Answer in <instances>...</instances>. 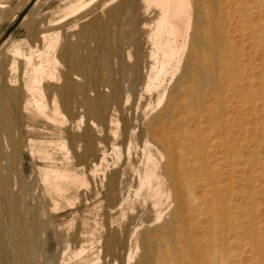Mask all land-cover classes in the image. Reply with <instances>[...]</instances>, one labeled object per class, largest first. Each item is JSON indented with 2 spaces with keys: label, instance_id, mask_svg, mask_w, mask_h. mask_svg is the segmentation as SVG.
I'll use <instances>...</instances> for the list:
<instances>
[{
  "label": "bare ground",
  "instance_id": "6f19581e",
  "mask_svg": "<svg viewBox=\"0 0 264 264\" xmlns=\"http://www.w3.org/2000/svg\"><path fill=\"white\" fill-rule=\"evenodd\" d=\"M84 2L96 3L102 8L100 12L103 11L96 25L88 28L104 39L117 40L106 50L99 73L95 61L94 64L81 61L76 53L79 49L73 38L86 33L85 27L78 30V18L64 23L59 31L54 27L56 32L50 36L47 35L51 29L47 35L40 33L45 41L43 48L31 47L26 53L20 46L15 47L9 65L12 75L7 84L15 88L10 99L15 102L19 116H23L22 112L33 113L55 126L59 120L65 123L63 113H69L67 126L76 132V139L70 145L63 135L55 142L57 150L62 152L60 159L49 148V145L54 147L50 137V141L45 139L39 144L29 136L27 150L42 161V165H36L40 187L34 192L25 182L4 174L9 170L1 160L12 155L17 161L20 152L23 153V140L17 135L19 127L13 111L2 103L0 94V170L4 175H0V192L9 203L7 227L0 218V239L7 231L6 242L13 248V264L21 260L37 264L30 243L34 232L43 230L46 220L53 223L60 211L73 203L69 200L73 190L77 196L88 187L80 156L88 152L96 156L97 145L90 146L85 140L90 135L78 133L82 122L93 119L104 122L109 106L119 107L130 100L138 84H143L150 95L155 93L157 108L152 111L154 114L149 113L150 118L147 108L152 104L146 107L148 102L142 109L147 129L142 157L139 156V163L129 160L130 172L134 171L132 174L138 177L136 187L131 189L134 199L125 200L121 195L117 203H100L102 217L92 220L95 226L86 218L80 219L82 225L69 224L59 264H247L248 248L254 251L253 263L264 264V240L259 238L256 206L252 210L249 207L255 204L254 190H248L245 180L249 164L247 135L255 127H249L246 115L250 114L255 122L264 111V0H80L70 4L73 12L84 6ZM125 7L128 19L123 21ZM64 17L68 16L63 14ZM124 27L129 36L120 39ZM16 57L24 60L22 85L18 82ZM123 64L131 66L127 86L119 79ZM169 76L173 82L167 86ZM75 102L80 103L85 115L74 113ZM110 121L117 122L118 118L112 117ZM76 141L79 142L75 144ZM127 151L130 158L129 147ZM106 158L104 150L90 171L101 170ZM112 176L102 177L100 182L112 184L115 182ZM27 190L33 192L31 208L48 218L38 219L36 225H28L20 213L19 202L27 200ZM60 199L67 204L60 203ZM121 228L128 241L126 254L121 250L127 242L119 233Z\"/></svg>",
  "mask_w": 264,
  "mask_h": 264
},
{
  "label": "rangeland",
  "instance_id": "374dc122",
  "mask_svg": "<svg viewBox=\"0 0 264 264\" xmlns=\"http://www.w3.org/2000/svg\"><path fill=\"white\" fill-rule=\"evenodd\" d=\"M61 1L64 4H62ZM72 1H74V2L72 3ZM72 1L71 2L69 1V3H68L67 0H0V94L3 95V99H4V102L2 101V103H4V105H7L8 108L9 109L11 108V110L13 111V115L16 117L17 125L19 127L18 128L19 133L17 132L18 133L17 135H20L19 137L21 138V140H23L22 141V148H21V151H23V153L20 152V155L18 156L17 161H14L12 158V155H11L10 157L6 156L5 158H3L1 161L2 162L4 161V162L3 163L0 162V163L2 165L5 163L7 165L6 166L7 168H5V169L9 170L7 172L5 170L4 174L8 173L7 175L8 176L12 175L11 178L13 177L16 181L18 179H20L22 182H25V185L30 186L31 190L35 189V190H33V192L36 191L40 187V185H39L40 180H39V177H38V174L36 171V169H37L36 165H42V161L40 159L38 161L37 156L34 154L30 155V151L27 150V149H30V148H28V144H27L28 143L27 139L30 138L29 136L33 137L34 140L37 139L36 142L39 144H41L40 142H42L45 139H46L45 140L46 142L48 140L50 141V138H51V140H53V141L50 144H53L55 148L51 145H49V148L51 147L50 150L52 151V149H53V151H52L53 154L58 155L57 157H59V159H60L62 157L61 156L62 152L60 153V151L57 150L58 148L56 147L55 142L61 140L62 135H63L65 137V139L67 140V143L69 142V145H70L71 144L70 141L76 139V132H71L68 128L69 126H67L68 125L67 121L71 117V115L69 113H68V115H67V113L66 114L63 113V119L65 118V123H67V124L59 122L60 120L56 121L55 126L53 125V123H51L52 126L55 128L54 129L50 125V122L49 123L47 122V119L42 120L43 117L37 116L39 118L38 119L36 117V115H34L33 113L32 114H27V113L23 114V112H22L23 116H19V114L16 112L17 111L16 104L12 99H10L13 97V95L15 93V90L12 91L15 88L13 86H9L7 84V79H10V76L12 75L11 71L9 69V65H10L12 58H14V55H12L14 53V48L17 46L18 47L20 46V48L23 51H25L26 53L30 51L31 47L43 48L45 41H44V38L42 36H40V33L47 35L51 31V33L47 35V36H50L52 34V32L54 33L56 31H59L61 29V26L64 23H67L70 21L72 22V21H74V19L76 20L78 18L77 21H80V24L78 25V30L85 27L86 33L84 34L85 37L77 35L73 38L74 39L73 41H75L74 43L78 46V49H79L76 53L78 54V56H80L81 61H86V62H91V63H93L95 61L94 63H96V64L93 63L94 65H96L95 70L97 73H99L97 70L99 68H101V63H102L103 56L105 55L106 50L108 49V47H110L112 45V42L114 44H116V41H117L115 39H112L113 41L108 40V39H104V38H102L100 33L96 35L95 32H93L90 28H88L89 26L96 25L97 17H100L103 15V11L100 12L102 10L101 6H99L93 2H91L93 4L87 3L88 4L87 5L84 2L85 3L84 6H82L81 8L76 10L78 12L77 13V12H73L75 10H72L73 8L71 9L70 4L71 3L76 4L80 0H76V1L72 0ZM59 2H61V3H59ZM94 2H96V1H94ZM62 5H63V7H61ZM68 6H70V7H68ZM60 7L62 8V13L60 12L61 11V9H59ZM66 7L70 8V10H72L73 15L71 14V11L69 9H67ZM82 8H84V9H82ZM81 9H82V11H81ZM99 9H101V10H99ZM78 10H80V11H78ZM96 11H98V12H96ZM89 12H91V13H89ZM126 12H127V7H125L123 9V12H122L121 18L123 19V21H126L128 19V15ZM67 13H68V15H67ZM63 14H64V16H65V14H66V16H68V17H66L67 19L65 17H64L65 19L62 18ZM69 14H71L70 17H69ZM86 16H88V18ZM59 17L61 18L60 20L63 19L64 21L60 22ZM81 17H83V18H81ZM85 18H86V20H84ZM122 19H120V20H122ZM52 21H55V22H52ZM47 22L49 23L48 25H47ZM232 22H233V20H232ZM53 23H57L58 25L53 24ZM51 24H53V25H51ZM56 26H57V28H56ZM48 27H50V28H48ZM123 32H124L123 36H119V38L120 39L128 38L127 36H129V34L126 32L125 27L123 28ZM78 37H80V38H78ZM39 39H40V41H39ZM82 40H84V41H82ZM120 42H121V40L119 41V43ZM82 51H84V52H82ZM81 53L83 55H81ZM94 56H95V58H93ZM16 59L20 62V63L19 62L17 63V65H18L17 75H18V82H20L19 85H22V83L24 82V78H23V72H24V66H25L24 60L20 59V57H16ZM95 59L98 61H96ZM122 67L124 68V71H123V74L120 75L119 79L121 78V80L124 81L123 83H125V86H127V84L129 83L128 78L131 75L130 74V71H131L130 67L131 66H129V64L128 65L123 64ZM172 80H171V77H170V82H169V78L166 79V85L170 86L171 83L173 82ZM168 82H169V85H168ZM101 88H103V90H105L106 87L101 86ZM143 88H144L143 84L137 85L135 93L133 94L134 96H132L131 99L128 100L127 102L123 103V104H125L124 105L125 107H123V104H121V106H119V107L116 104H111L109 106L107 112H106L107 116H106V119L104 122L100 121V120L97 121L96 119H93L92 121L90 120V122H88L87 120L82 122L83 123L82 124L83 126H81L82 129H80L79 130L80 132L78 131V133H86V134L90 135V138L86 137L85 140L90 144V146L91 145H94V146L97 145L96 146L97 147V153H96V156H93L91 154V152L90 153L88 152L86 155L80 156L82 166H84V169L86 171V177L88 178V181H89L88 185H87L88 187L86 189L84 188L81 191V194L77 195L78 197L76 196L74 190L71 192L69 200H71V202L73 201V203L69 204L68 206H66V208L64 210L60 211L59 215L57 216L59 218H57L53 223H51L49 220H46V219H48L47 217H44L41 215L42 217H44V218H42L39 214V211H37L35 208H31L32 206L34 207V204H33L34 201L32 200L33 198H32V194H31V193H33L32 191L27 190L28 194L30 193L29 195L25 194V196H27L26 197L27 200L24 199V200L19 202L20 213L26 219V223L28 225H36V222L39 221L38 219L46 220V227H44L43 230L37 231L36 233L34 232V234H36V235H34V234H33V236L31 235L32 240L30 243H31L32 248L28 245V248H31V249L36 251V252L34 251V253L37 255V258L35 260V262L37 264H39V263L40 264H53V263L59 264V261L62 259L61 258L62 252H64L63 247L65 246V241L63 239L66 238V232H67L68 227L70 226L69 224L77 223L79 225H82L83 221H81V220L86 218V220L88 221V223H90L91 226H95V222H93V221L94 220L96 221V219H100L102 217V210H101V206H100L102 204V202L104 205L111 203V202L117 203L118 200L121 198L120 197L121 195H122V197H124L125 200L127 199V200L131 201V199H134V195H133V192L131 191V189L136 187V185L138 183V177L136 174H132L134 171L130 172V169L128 168V164L130 162L129 160H135L136 162H138V161H140V158L142 157L141 156V148L144 147L143 143L145 144L144 141L147 137V129H146V126L144 125L145 117L143 116V110L142 109H145L144 106H146L148 104V102H149V104L146 107H150V104H152L151 107L155 106V108H151V107L147 108V110H149L147 116L150 118L152 116V114H154L153 112L156 111L155 109L157 108V106L155 104V101L157 100L155 93L152 92V95H150L151 92L147 91L145 88L143 90ZM141 90H143V91H141ZM146 92H148V93H146ZM139 94H140V96L138 97ZM17 95L20 96L21 94L18 93ZM149 96H150V99H149ZM72 97H76V95H72ZM138 98H140V100H138ZM138 102H139V105L137 104ZM74 104H75L74 113L76 115H79V114L85 115L83 107L82 108L80 107V103L75 102ZM136 105L139 106V109ZM135 107L137 108V110H135L136 109ZM0 108H1V106H0ZM141 110H142V113H141ZM119 111H121L122 113ZM135 111H137V112L135 113ZM115 113H116V115H115ZM149 113H152V114H149ZM25 114L28 116H26ZM17 116H19V118ZM64 116H66V117H64ZM112 117L118 118L119 123H118V121L117 122L116 121H114V122L110 121L109 122V120H111ZM246 117H248L247 119H249L248 120L249 121L248 122L249 127L252 128V126L253 127L255 126L253 128V130H255V132L252 130L253 133L250 132L247 135V139H248L247 143H248L249 147H247L246 156L248 157V160H249L248 163L249 164L246 166V169H247L246 173L247 174L245 173L246 174L245 180L247 178L246 181L248 184V187H247L248 190H254L253 195L255 197V204L256 205L251 202L253 205L250 206V204H249V207L252 210V207L256 206V208H255L256 209V212H255L256 218L260 223L259 227H258L259 228V238L264 240V111H262V116H261L262 118H260L259 121L256 120L255 122H252V120L250 118L251 117L250 114H249V116L246 115ZM35 118H37V119H35ZM86 118L87 117H85V119ZM0 119H1V115H0ZM134 119H136L135 120L136 122L134 121ZM112 123H114V124H112ZM33 124H35V125L32 126ZM44 124H45V126H44ZM57 124L59 126H62V127L59 128V126H57ZM63 124L65 126H63ZM117 124H119L120 126H115ZM24 125H26V126H24ZM143 125H144V127H143ZM99 126H100V128L98 130ZM28 127L32 128V129L30 128L31 131H29L30 129H27ZM117 127L120 130H118ZM39 128L41 131L39 130ZM57 128H59V130ZM123 128H125V129H123ZM114 129H117L116 133L113 132ZM131 129H132V131H130ZM68 130L71 132L69 135H68V133H69ZM133 130H135V131H133ZM50 132H53V133H50ZM60 133H61V135H60ZM113 133H114L115 137L113 136ZM24 136H25V138H24ZM48 137H50V138H48ZM59 137H60V139H59ZM133 137H134V139H133ZM39 140H41V141H39ZM98 140H99V142H98ZM129 140L130 141L132 140V142H131L132 146L128 144V142L130 143ZM78 142L79 141H76L75 144H77ZM136 142H137V144H136ZM39 144L37 146H39ZM134 144L136 146H133ZM114 145H116L119 149L115 148ZM94 146H92V147H94ZM128 147L130 148V151H131V157L130 158L128 157V153H127ZM104 150H106V152H107V158H106L107 162L105 163V160L103 161V164L100 166L101 170H99L95 173L91 172L94 169V162H95L94 160L97 157L96 162L97 161L99 162L100 161L99 159L102 156V153ZM110 150H112V152ZM113 150L115 152H113ZM118 151H119V155H117ZM108 152H111V153H108ZM32 155L34 156V159H33ZM117 156H122V157H117ZM139 156H140V158H139ZM21 157L22 158L24 157V158L22 159ZM117 158H119V160ZM120 158H121V160H120ZM126 159L128 160V162ZM7 161L8 162L10 161L11 163L10 162L8 163ZM108 161H111V163ZM86 162H87V164H86ZM116 162L118 163V165H116V168H115L114 165L117 164ZM33 163H34V165H33ZM108 163H110V164H108ZM111 164L113 166H111ZM106 165H107L108 169H107V167L105 169ZM121 167L124 171L121 169ZM124 168H126V169H124ZM102 170H104V171H102ZM119 170H120V172H119ZM1 171L2 170H0V175L4 177V175L2 174L3 172H1ZM118 174H119V176H118ZM112 175L115 178L114 183L107 184V182H105L102 184V182H100L102 177L108 178ZM93 178L95 181L93 180ZM99 178H100V180H99ZM99 182H100L101 186L103 185L102 190H101V186L99 185ZM37 186H38V188H36ZM13 187L14 186H11L12 189H13ZM32 187H35V188H32ZM16 188L18 189V187L15 186L14 189H16ZM98 191L100 193V196H99ZM115 191H116V193H114ZM120 192H121V194H120ZM126 192H127V194H126ZM72 194H74V196H76V200H74V197ZM3 195H4V193L0 192V218H1V221L3 223V226L7 227V224H8V218H7L8 213L7 212L9 211V203H7L6 196H3ZM31 200L33 201V203ZM30 201H31V203H30ZM74 201H75V203H74ZM60 203L63 204L66 202H65V200L62 199L60 201ZM20 205H21V207H20ZM26 205L27 206L30 205V208L33 211L29 207H27ZM24 206L26 207V210H25ZM27 208H28V210H27ZM98 208H100V209L98 210ZM255 209H254V211H255ZM36 213H38V214H36ZM34 214H36V217L34 216ZM73 214H74V216H73ZM87 214H90V215H87ZM93 214L94 215L98 214V215L94 218ZM32 215L35 218L32 219V217H33ZM4 216H6V217H4ZM80 217H82V218H80ZM70 218L74 219V220H71ZM32 221L33 222L35 221V222L33 223ZM47 223H49V224H47ZM93 223H94V225H93ZM48 225H49V227H48ZM51 225H52V227H50ZM6 227H4V228H6ZM5 230H7V229H5ZM5 232L3 233L4 238L0 239V264H13V262H14L13 261L14 255H13V251H12L13 248L11 247L10 244H8V242H6L7 240H9V234L7 231H5ZM119 233H122V228L119 229ZM121 237L125 238V234L122 233ZM125 240H126V238H125ZM262 242L264 243V241H262ZM59 243L61 246L59 245ZM127 246H128V241L125 244L123 243V245L121 247L123 254H126V247ZM73 247H74V245L72 243L70 248L73 249ZM51 254H53V256ZM247 254H249V256L247 255V258H248L247 264H254L255 263L254 251H251V248H248ZM49 257H50V259H49ZM50 260H52V263H49V262H51ZM55 261H57V262H55ZM18 264H28V262H27V260H21L18 262Z\"/></svg>",
  "mask_w": 264,
  "mask_h": 264
}]
</instances>
